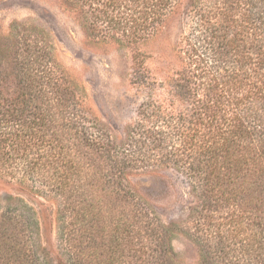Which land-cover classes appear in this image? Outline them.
I'll return each instance as SVG.
<instances>
[{
    "label": "trees",
    "instance_id": "obj_1",
    "mask_svg": "<svg viewBox=\"0 0 264 264\" xmlns=\"http://www.w3.org/2000/svg\"><path fill=\"white\" fill-rule=\"evenodd\" d=\"M87 35L135 47L131 80L149 97L139 44L180 8V67L145 104L149 128L117 143L60 74L45 29L13 19L0 44V178L58 195L66 215L53 258L19 195L0 197V264H170L168 239L200 247L201 264H264V0H59ZM140 119V120H141ZM174 168L192 197L162 222L138 177Z\"/></svg>",
    "mask_w": 264,
    "mask_h": 264
},
{
    "label": "rangeland",
    "instance_id": "obj_2",
    "mask_svg": "<svg viewBox=\"0 0 264 264\" xmlns=\"http://www.w3.org/2000/svg\"><path fill=\"white\" fill-rule=\"evenodd\" d=\"M187 3V0H183ZM13 19L45 29L53 45V54L60 74L79 85L90 116L106 126L117 143L126 142L128 127L141 122L149 128L155 119H141L145 104L167 96V85L180 67L177 48L184 35V20L180 8L173 9L158 32L138 46L144 64L152 71L149 90L131 80L135 47L120 45L87 35L75 18L66 12L59 0H0V35L7 34ZM4 41L0 37V44ZM141 119V120H140ZM152 194L148 206L162 222L183 221L191 205L185 177L174 168H158L157 174L138 177ZM19 195L35 212L39 222V238L53 257L68 258L63 246L62 224L66 218L58 195L50 190L31 191L0 178V197ZM168 241L175 258L170 264H201L200 247L185 235L174 233Z\"/></svg>",
    "mask_w": 264,
    "mask_h": 264
}]
</instances>
